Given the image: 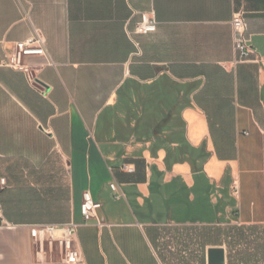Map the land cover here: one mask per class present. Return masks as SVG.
Returning <instances> with one entry per match:
<instances>
[{"label": "crops", "instance_id": "crops-1", "mask_svg": "<svg viewBox=\"0 0 264 264\" xmlns=\"http://www.w3.org/2000/svg\"><path fill=\"white\" fill-rule=\"evenodd\" d=\"M36 29L30 80L1 62ZM70 222L80 264H264V0H0V264Z\"/></svg>", "mask_w": 264, "mask_h": 264}, {"label": "built area", "instance_id": "built-area-1", "mask_svg": "<svg viewBox=\"0 0 264 264\" xmlns=\"http://www.w3.org/2000/svg\"><path fill=\"white\" fill-rule=\"evenodd\" d=\"M233 45L236 54V62L248 61L254 53L246 36V22L243 11H235L233 20ZM157 29V21L154 14L142 13L140 22L137 24L136 32L148 34ZM33 56L46 58L47 63H52L46 46L44 34L36 29L35 33L28 38L16 42L14 49L1 65L9 66L27 74L30 80H34V67L29 62ZM2 185L6 179H1ZM112 190L118 194L119 188L116 183H111ZM235 194L239 193L237 182L233 184ZM102 203L94 200L90 191L83 195L81 214L84 222L97 217ZM79 224L75 222L65 224H36L31 227L30 234L35 256L40 264H80L83 261L82 254L76 244V234Z\"/></svg>", "mask_w": 264, "mask_h": 264}, {"label": "water", "instance_id": "water-1", "mask_svg": "<svg viewBox=\"0 0 264 264\" xmlns=\"http://www.w3.org/2000/svg\"><path fill=\"white\" fill-rule=\"evenodd\" d=\"M209 264H225V251L223 248L209 250Z\"/></svg>", "mask_w": 264, "mask_h": 264}]
</instances>
